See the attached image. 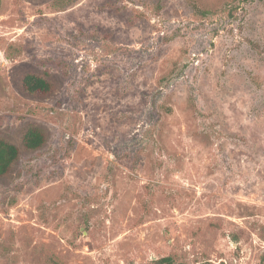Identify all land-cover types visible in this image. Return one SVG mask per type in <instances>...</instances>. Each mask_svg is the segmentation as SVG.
Instances as JSON below:
<instances>
[{
    "label": "rangeland",
    "instance_id": "1",
    "mask_svg": "<svg viewBox=\"0 0 264 264\" xmlns=\"http://www.w3.org/2000/svg\"><path fill=\"white\" fill-rule=\"evenodd\" d=\"M0 137V264H264V0H1Z\"/></svg>",
    "mask_w": 264,
    "mask_h": 264
},
{
    "label": "trees",
    "instance_id": "2",
    "mask_svg": "<svg viewBox=\"0 0 264 264\" xmlns=\"http://www.w3.org/2000/svg\"><path fill=\"white\" fill-rule=\"evenodd\" d=\"M1 5V0H0ZM23 89L29 94H48L53 84L48 78L47 73L45 75L29 72L23 78ZM46 141V135L43 129L36 125H31L25 132L23 137V145L27 149H37L41 147ZM20 156V148L14 143L0 137V177L6 175L13 163L18 160ZM172 257H164L159 259V262H169Z\"/></svg>",
    "mask_w": 264,
    "mask_h": 264
}]
</instances>
